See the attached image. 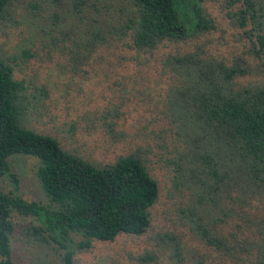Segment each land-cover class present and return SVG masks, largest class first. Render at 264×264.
<instances>
[{"label":"trees","instance_id":"obj_1","mask_svg":"<svg viewBox=\"0 0 264 264\" xmlns=\"http://www.w3.org/2000/svg\"><path fill=\"white\" fill-rule=\"evenodd\" d=\"M219 3L256 63L242 53L228 62L198 44L165 55L162 67L170 82L157 102L160 124L149 130L152 139L103 165L26 126L27 87L0 56V264H19L11 248L13 215L31 218L21 241L42 251L26 264H49L46 250L56 252L60 264H74V253L92 240L147 232L149 208L158 196L144 158L153 146L162 151L169 191L180 197L179 223L214 247L225 246L218 224L234 223L241 241L257 251L253 262L264 264V77L249 78L264 74V0ZM203 5L204 0H0V32L18 26L24 38L46 41L66 56L70 72L86 73L84 66L100 63L105 51L151 50L210 33L215 25ZM107 132L111 140L123 135L112 123ZM19 155L36 159L44 202L17 193L9 158ZM3 180L9 189L3 190Z\"/></svg>","mask_w":264,"mask_h":264},{"label":"rangeland","instance_id":"obj_2","mask_svg":"<svg viewBox=\"0 0 264 264\" xmlns=\"http://www.w3.org/2000/svg\"><path fill=\"white\" fill-rule=\"evenodd\" d=\"M203 6L215 25L210 33L186 42L162 43L151 50L120 48L113 55L105 51L104 60L92 63L93 67L84 66L86 73L77 74L69 71L67 57L51 49L46 41L24 38L18 26L6 27L0 32V56L11 65L13 77L22 79L27 87L30 107L26 126L53 136L61 148L99 165L111 162L134 143L152 139L149 130L160 124L155 120L157 102L170 82V73L162 67L165 55L176 50L189 51L198 44L228 62L242 53L250 63H256L239 40V31L224 18L219 0H204ZM16 12L20 13L19 2ZM258 77L264 74L249 78ZM110 109L114 111L106 114ZM111 123L117 133H123L116 140H111V132H107ZM161 156L162 151L156 146L144 156L148 173L158 185L157 199L149 208L147 232L138 236L118 234L111 241L92 240L88 249L74 253V264H255L256 249L246 247L241 241L244 235L234 223L217 226V233L225 238L224 247L207 245L179 223L175 208L180 197L168 189L169 173L159 160ZM36 163L27 155L9 158L10 170L18 178L17 193L25 200L44 202L34 174ZM1 187L9 189L6 180ZM12 220L13 259L26 264L42 251L21 241L20 231L31 223V218L13 215ZM45 252L49 264H60L56 252ZM145 256H150V260Z\"/></svg>","mask_w":264,"mask_h":264}]
</instances>
